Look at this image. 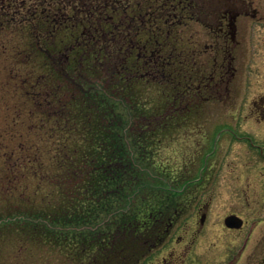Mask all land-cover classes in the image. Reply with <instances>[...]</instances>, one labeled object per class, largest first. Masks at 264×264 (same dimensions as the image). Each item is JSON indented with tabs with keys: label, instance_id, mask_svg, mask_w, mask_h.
Returning <instances> with one entry per match:
<instances>
[{
	"label": "trees",
	"instance_id": "1",
	"mask_svg": "<svg viewBox=\"0 0 264 264\" xmlns=\"http://www.w3.org/2000/svg\"><path fill=\"white\" fill-rule=\"evenodd\" d=\"M36 2L27 8L0 0V80L6 74L1 91L34 104L42 87L39 74L46 71L48 88L59 87L51 92L56 105L65 94L77 95L61 103L58 117L47 116L44 127L37 110L12 109L19 115L0 134V157L7 154L8 178L22 179L2 200L13 205L0 207V227L21 234L20 246L58 253L63 264H143L168 242L189 197L202 186L191 170H165L154 160L167 140L193 125L195 112L168 111L172 99L158 90V123L149 126L136 110L134 94L124 100V119L111 98L87 93L82 82L75 87L71 77L78 63H55L38 44L42 39L46 48L58 51L71 37L49 27L58 12L54 5L48 19ZM10 24L19 26L15 30ZM143 112L153 117L150 110ZM7 159L2 157L0 166Z\"/></svg>",
	"mask_w": 264,
	"mask_h": 264
},
{
	"label": "flooded vegetation",
	"instance_id": "2",
	"mask_svg": "<svg viewBox=\"0 0 264 264\" xmlns=\"http://www.w3.org/2000/svg\"><path fill=\"white\" fill-rule=\"evenodd\" d=\"M13 1L19 7L27 8L31 1L35 3V0ZM51 5H54L58 12L52 17L49 27L62 30V33L66 32L71 39L58 51L46 48L41 39L38 44L43 56L53 58L55 63L62 65L78 63L79 70H75L74 74L71 71L61 73L73 74V85L86 84L83 90L87 89V93L104 95L113 101L117 98L118 101L121 100L122 107L127 95L134 94L136 110L149 126L158 123V90L168 92L169 98L172 99L171 103L166 105L168 111L193 110L194 118L189 121L193 125L201 116L200 111L204 105L211 103L215 98H221L223 93L229 94V86L236 76L234 62L239 46V24L244 18L251 16L254 19L257 16L253 9V0L36 2L37 9L48 19ZM12 6L13 3L9 8L12 9ZM9 26L16 27L15 24ZM53 41L55 43L56 39ZM93 68L98 70L92 71ZM49 75L46 71L39 74L38 83L42 87L39 94H35L36 103L29 104L23 96L22 102H19L18 99L8 98L5 93L0 95V103L4 105L6 102L8 110H37L40 125L44 127L47 116L58 117L61 103L70 96L77 95L76 92L65 94L59 98V106L56 105L54 97L52 96L53 100L51 98V92L59 87L48 88L47 84L51 79ZM2 76L0 83L6 74ZM5 81L9 82L7 78ZM129 89H132L133 93L129 92ZM1 90L0 88V92ZM147 97L151 107L147 106ZM9 102L16 104L11 106ZM147 110H150L153 116L150 119L142 116L146 113L143 111ZM170 123H174L173 120ZM3 152L0 161L2 157L7 159V154ZM1 166L2 182L9 179L11 167H8V159L2 162ZM203 216L207 218L206 214ZM205 221L201 222V226H204ZM174 263L173 259L166 264Z\"/></svg>",
	"mask_w": 264,
	"mask_h": 264
},
{
	"label": "rangeland",
	"instance_id": "3",
	"mask_svg": "<svg viewBox=\"0 0 264 264\" xmlns=\"http://www.w3.org/2000/svg\"><path fill=\"white\" fill-rule=\"evenodd\" d=\"M253 9L257 16L239 24L236 76L229 94L204 105L194 125L156 152L159 168L191 170L202 186L189 197L188 208L175 222L168 242L143 264H166L173 259L174 264H264V0H253ZM146 101L151 107L149 98ZM5 105L0 103V134L4 135L16 116ZM116 105L125 119L122 104ZM11 177L1 182L0 207L13 205L2 200L22 176ZM203 214L207 218L201 226ZM232 214L243 219L242 229L231 231L225 226ZM4 226L0 227V264H63L58 253L47 247L20 246L21 234Z\"/></svg>",
	"mask_w": 264,
	"mask_h": 264
},
{
	"label": "water",
	"instance_id": "4",
	"mask_svg": "<svg viewBox=\"0 0 264 264\" xmlns=\"http://www.w3.org/2000/svg\"><path fill=\"white\" fill-rule=\"evenodd\" d=\"M205 216L202 217L201 222L204 223L205 221ZM225 226L229 229H236L239 230L243 227V220L241 218H239L236 215H230L225 219Z\"/></svg>",
	"mask_w": 264,
	"mask_h": 264
}]
</instances>
